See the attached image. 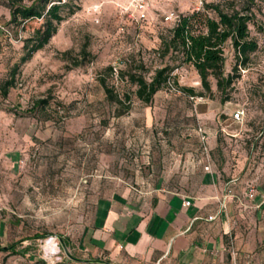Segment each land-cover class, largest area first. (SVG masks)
Returning a JSON list of instances; mask_svg holds the SVG:
<instances>
[{
	"label": "rangeland",
	"instance_id": "rangeland-1",
	"mask_svg": "<svg viewBox=\"0 0 264 264\" xmlns=\"http://www.w3.org/2000/svg\"><path fill=\"white\" fill-rule=\"evenodd\" d=\"M18 1L0 0V85L14 82L6 97L0 94V246L17 244V251H27L0 254V264H98L77 249L100 189L92 182L103 170L116 177L120 161L136 156L146 137V107L128 74L149 82L155 71L168 68L169 85L152 99L158 102L151 129L160 131L169 116L175 131H188L187 121L193 120L213 137L224 176L236 178L244 191L264 192V0L206 2L227 13L248 6L249 38L257 45L244 67L236 64L230 42L223 47L224 75L232 76L226 94L213 79L206 94L191 65L163 54L171 34L160 15H188L190 0L157 4L149 21L138 26L117 11L127 0H74L48 44L23 63L24 40L40 21L10 24L9 6ZM102 82L129 101L121 107L109 102ZM189 110L200 111L201 118L187 116ZM236 112L242 113L238 119Z\"/></svg>",
	"mask_w": 264,
	"mask_h": 264
},
{
	"label": "crops",
	"instance_id": "crops-1",
	"mask_svg": "<svg viewBox=\"0 0 264 264\" xmlns=\"http://www.w3.org/2000/svg\"><path fill=\"white\" fill-rule=\"evenodd\" d=\"M157 102L145 105L136 156L120 161L116 177L103 170L93 180L100 189L77 249L98 264H264V192L250 199L224 176L213 137L193 120L188 131H175L169 116L151 129Z\"/></svg>",
	"mask_w": 264,
	"mask_h": 264
},
{
	"label": "trees",
	"instance_id": "trees-1",
	"mask_svg": "<svg viewBox=\"0 0 264 264\" xmlns=\"http://www.w3.org/2000/svg\"><path fill=\"white\" fill-rule=\"evenodd\" d=\"M74 0H34L29 6L19 3L10 4V24L24 26L31 21H40L32 36L24 40V55L21 62L29 60L34 53L42 50L56 33L57 26L64 20L62 12L67 9L71 12V4ZM252 2V0H250ZM248 7V6H247ZM239 11L224 12L218 5L205 3L200 12H190L188 15L179 16L177 24L170 29L171 37L163 44V54L172 53L191 65L200 80L202 90L206 94L211 93L210 79L215 81V88L221 94H226V89L232 83L231 75H224L223 47L230 42L235 53V62L238 66H245L248 56L255 52L257 45L249 38L248 24L250 15L246 13L248 8ZM213 17H209V15ZM77 66V65H76ZM112 73V67L109 68ZM117 72V71H116ZM170 70L162 68L155 71L150 81L143 77L128 74V79L136 87L135 97L144 105H148L154 95L164 86L168 85ZM122 74V71H118ZM13 80L0 85V94L6 97L8 90L13 87ZM105 98L116 106H123L128 97L118 99L112 95L104 82L101 83ZM176 90V89H175ZM190 97H195L192 89H181ZM227 99H222L225 102ZM129 107L125 108L127 112ZM43 235H35L32 239H41ZM27 240V239H26ZM20 241L19 243H22ZM17 244L0 246V254L23 255L27 250L17 251ZM97 263V262H95Z\"/></svg>",
	"mask_w": 264,
	"mask_h": 264
},
{
	"label": "built area",
	"instance_id": "built-area-1",
	"mask_svg": "<svg viewBox=\"0 0 264 264\" xmlns=\"http://www.w3.org/2000/svg\"><path fill=\"white\" fill-rule=\"evenodd\" d=\"M154 1L155 0H127L123 4L117 5V11L121 17L126 18V20L131 24L138 26L142 23H147L149 21L150 15L154 10ZM190 1H192L193 3L191 5L192 6L191 12L202 11L205 3L207 2V0H190ZM91 10L93 13H98L99 7H93ZM179 16L180 14L175 12H163L160 15L161 22L164 25L170 27V29H172L177 24L179 20ZM114 71L116 72V69H114ZM240 116H242L241 112H236L234 114L235 119H238ZM246 194L248 198L252 199L254 195V190H248L246 191ZM184 205L188 206L189 202H185ZM209 220H212V218H210Z\"/></svg>",
	"mask_w": 264,
	"mask_h": 264
}]
</instances>
